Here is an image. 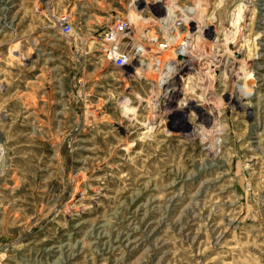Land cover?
Instances as JSON below:
<instances>
[{
  "label": "rangeland",
  "instance_id": "rangeland-1",
  "mask_svg": "<svg viewBox=\"0 0 264 264\" xmlns=\"http://www.w3.org/2000/svg\"><path fill=\"white\" fill-rule=\"evenodd\" d=\"M163 1L0 0V264H264V0Z\"/></svg>",
  "mask_w": 264,
  "mask_h": 264
},
{
  "label": "built area",
  "instance_id": "built-area-1",
  "mask_svg": "<svg viewBox=\"0 0 264 264\" xmlns=\"http://www.w3.org/2000/svg\"><path fill=\"white\" fill-rule=\"evenodd\" d=\"M57 27L66 36L71 35L74 30L68 15L58 17ZM131 33L126 20L107 24L103 31L100 38L102 55L116 68L139 70L145 66L143 45L135 43Z\"/></svg>",
  "mask_w": 264,
  "mask_h": 264
},
{
  "label": "bare ground",
  "instance_id": "bare-ground-1",
  "mask_svg": "<svg viewBox=\"0 0 264 264\" xmlns=\"http://www.w3.org/2000/svg\"><path fill=\"white\" fill-rule=\"evenodd\" d=\"M154 1H156V4H157V2L160 4L163 0H154ZM164 2V1H163ZM167 3V2H166ZM150 4V3H149ZM158 4V5H159ZM166 17L167 16H170V14L171 13H173V12H171V10L170 9H166ZM164 14V13H163ZM168 18V17H167ZM167 22H168V19H167ZM162 24V23H161ZM166 24H168V23H164V25H166ZM168 29V28H167ZM146 49V48H145ZM147 49H149V48H147ZM212 49V48H211ZM160 50V49H159ZM28 51V50H27ZM146 53V52H145ZM153 53H157L156 51H153ZM28 54V53H27ZM176 56H177V53H176ZM179 56V55H178ZM184 56H186V57H180V60L178 61V62H176V63H178L179 65H177L176 66V69H175V72H173V73H170V72H168V73H166V75H165V79L163 80V86H162V88H163V90H164V92H163V94L164 95H166V90H169V89H171V87L173 86V82L175 81V76H177V73L178 72H180V70H181V67L182 66H185L186 64H185V62L187 61V55H186V53H185V55ZM218 56V55H217ZM156 58V57H155ZM152 59V58H151ZM197 59H198V57H197ZM213 59V58H212ZM211 59V60H212ZM153 60V59H152ZM194 60V59H193ZM177 61V60H176ZM192 61V60H191ZM197 61V60H196ZM213 61V60H212ZM188 62V61H187ZM193 63V62H192ZM194 64V63H193ZM244 64V63H243ZM195 65H197V64H195ZM210 65V64H209ZM213 65V64H212ZM216 65V64H215ZM214 65V66H215ZM218 65V64H217ZM193 66V65H192ZM199 66V65H198ZM216 67V66H215ZM166 69V68H165ZM196 69V68H195ZM168 70V69H167ZM193 70V69H192ZM198 70V69H197ZM196 70V71H197ZM201 70V69H200ZM199 72V71H198ZM200 74V73H199ZM161 90V89H160ZM162 92V91H161ZM159 93V92H158ZM163 95V96H164ZM165 97V96H164ZM238 98L239 97H237L236 98V100H238ZM234 102H237V101H235V99H234ZM190 104V103H189ZM200 110V109H199ZM201 114V113H200Z\"/></svg>",
  "mask_w": 264,
  "mask_h": 264
}]
</instances>
